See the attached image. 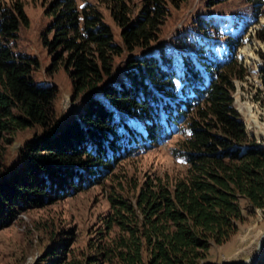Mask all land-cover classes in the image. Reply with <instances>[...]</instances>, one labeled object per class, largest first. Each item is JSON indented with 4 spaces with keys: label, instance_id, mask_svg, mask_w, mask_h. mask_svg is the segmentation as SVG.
Returning a JSON list of instances; mask_svg holds the SVG:
<instances>
[{
    "label": "trees",
    "instance_id": "obj_1",
    "mask_svg": "<svg viewBox=\"0 0 264 264\" xmlns=\"http://www.w3.org/2000/svg\"><path fill=\"white\" fill-rule=\"evenodd\" d=\"M99 1L120 43L87 0H56L41 34L52 64L68 74L72 100L83 102L61 120L56 86L36 82L39 61L19 48L28 26L22 1L0 0V228L20 211L102 185L108 210L91 230L89 253L70 255V232L46 223L36 229L53 242L41 261L200 264L237 232L244 210L264 208V147L247 136L232 96L234 80L247 74L235 51L263 0H249L250 19L214 8L225 0H205L168 43L159 42L162 24L184 0H140L135 15L131 0ZM259 76L264 96V65ZM26 130L32 138L11 159V143ZM174 136L176 174L139 178L123 169ZM253 264H264V252Z\"/></svg>",
    "mask_w": 264,
    "mask_h": 264
},
{
    "label": "rangeland",
    "instance_id": "obj_2",
    "mask_svg": "<svg viewBox=\"0 0 264 264\" xmlns=\"http://www.w3.org/2000/svg\"><path fill=\"white\" fill-rule=\"evenodd\" d=\"M20 1L23 3L28 26L19 32V48L38 59L40 66L34 73L36 82L41 86H56L55 107L60 119L72 117L76 115L79 107L83 106V102L79 98L72 100L68 74L61 64H52V55L41 38L43 30L53 19L49 15L51 13L49 10L56 0ZM77 1L79 3L83 0ZM87 1L97 4L114 32L115 41L120 43V28L111 20L105 5L99 0ZM139 2L140 0H131L134 15ZM214 8L223 12L233 10L234 13L250 19L254 6L249 0H225ZM202 10H206L205 0H184L177 8L170 5L169 15L161 27L159 42L168 43L185 31L188 25L194 23L197 13ZM260 11L261 15L247 27L238 46V52L244 57L240 61L236 59L246 69L247 74L242 79L234 80L235 90L232 96L235 110L244 122L247 136L253 137L259 144H264V137H260L264 136V96L260 93L258 84V73L260 67L264 65V40L258 37V33H264V5ZM245 37L247 39L243 42ZM236 52L237 49L235 54ZM126 54H123V57L128 56ZM120 59H117L118 63H121ZM32 136L31 130L18 134L16 140L11 143L9 157L15 159L20 145ZM179 138L174 136L137 158L123 161V169L126 173L135 174L139 178L146 173L170 176L176 174L181 167L171 156L170 147L174 146ZM244 205L242 202L243 207ZM107 210L108 203L103 186L91 185L45 206L20 211L13 220L0 228V264H47V261H41V258L53 241L49 240L50 234L36 229L37 226L46 223L54 224L55 230L70 232L67 234L69 237L71 235L67 245L70 255L80 257L88 254L86 247L88 238L93 236L91 230L100 226V218ZM244 214L237 232L227 242L211 246L208 255L200 264H253L262 257L264 208H256L251 212L244 210Z\"/></svg>",
    "mask_w": 264,
    "mask_h": 264
},
{
    "label": "built area",
    "instance_id": "obj_3",
    "mask_svg": "<svg viewBox=\"0 0 264 264\" xmlns=\"http://www.w3.org/2000/svg\"><path fill=\"white\" fill-rule=\"evenodd\" d=\"M246 37L245 38H243V42H245L246 41ZM238 49L239 48H237V52H236V54H235V56H236V58L240 61L241 60V58H243L244 56H243V54L241 53V52H238ZM240 53V55H238ZM242 55V56H241ZM258 77H259V87H260V90L262 89V81H261V79H260V76H259V73H258Z\"/></svg>",
    "mask_w": 264,
    "mask_h": 264
},
{
    "label": "water",
    "instance_id": "obj_4",
    "mask_svg": "<svg viewBox=\"0 0 264 264\" xmlns=\"http://www.w3.org/2000/svg\"><path fill=\"white\" fill-rule=\"evenodd\" d=\"M260 146L264 147V144H260Z\"/></svg>",
    "mask_w": 264,
    "mask_h": 264
}]
</instances>
